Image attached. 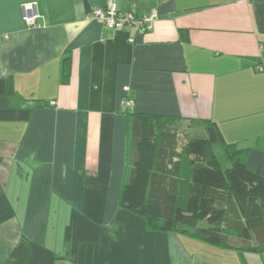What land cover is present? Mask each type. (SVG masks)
<instances>
[{
    "label": "crops",
    "instance_id": "obj_1",
    "mask_svg": "<svg viewBox=\"0 0 264 264\" xmlns=\"http://www.w3.org/2000/svg\"><path fill=\"white\" fill-rule=\"evenodd\" d=\"M109 1L138 18L155 10L152 30L85 19ZM258 66L264 0H0V264H264V252L148 231L118 205L126 111L210 120L264 177Z\"/></svg>",
    "mask_w": 264,
    "mask_h": 264
},
{
    "label": "trees",
    "instance_id": "obj_2",
    "mask_svg": "<svg viewBox=\"0 0 264 264\" xmlns=\"http://www.w3.org/2000/svg\"><path fill=\"white\" fill-rule=\"evenodd\" d=\"M179 39L188 41V31ZM68 54L62 83L69 77ZM127 108V107H126ZM129 166L118 205L144 219L151 232L205 244L264 252V177L246 165L247 150L223 138L210 120L125 112ZM201 128L206 139L189 138Z\"/></svg>",
    "mask_w": 264,
    "mask_h": 264
},
{
    "label": "built area",
    "instance_id": "obj_3",
    "mask_svg": "<svg viewBox=\"0 0 264 264\" xmlns=\"http://www.w3.org/2000/svg\"><path fill=\"white\" fill-rule=\"evenodd\" d=\"M21 16L27 28L37 26L38 15L35 4L28 3L21 6ZM156 18V11L152 10L148 17L138 18L133 14H126L118 11L112 2H107L104 8L93 9L87 16L86 20H93L104 26L106 29L121 31L126 27H134L141 34L152 30L153 22ZM257 71H264V67L258 66ZM125 107H129V101L124 102Z\"/></svg>",
    "mask_w": 264,
    "mask_h": 264
},
{
    "label": "rangeland",
    "instance_id": "obj_4",
    "mask_svg": "<svg viewBox=\"0 0 264 264\" xmlns=\"http://www.w3.org/2000/svg\"><path fill=\"white\" fill-rule=\"evenodd\" d=\"M188 137L189 138H200V139H206L205 131L201 128L196 129H189L188 131Z\"/></svg>",
    "mask_w": 264,
    "mask_h": 264
}]
</instances>
